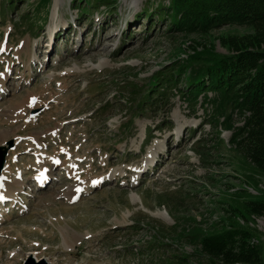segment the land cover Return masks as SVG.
I'll return each mask as SVG.
<instances>
[{"label":"rangeland","instance_id":"rangeland-1","mask_svg":"<svg viewBox=\"0 0 264 264\" xmlns=\"http://www.w3.org/2000/svg\"><path fill=\"white\" fill-rule=\"evenodd\" d=\"M170 3L0 0V145L14 143L0 264L29 251L51 264H206L200 236L230 225L252 231L264 260V217L243 209L264 196V173L229 141L242 113L184 82L158 107L137 106L163 74H190L194 51L226 54L218 36L253 29L170 31L158 17Z\"/></svg>","mask_w":264,"mask_h":264},{"label":"trees","instance_id":"trees-1","mask_svg":"<svg viewBox=\"0 0 264 264\" xmlns=\"http://www.w3.org/2000/svg\"><path fill=\"white\" fill-rule=\"evenodd\" d=\"M159 11L158 17L169 16L170 31L207 33L232 24L249 25L253 30L218 36L226 54H218L211 45L206 50L194 51L189 58L199 62L190 74L186 73V65H181L177 72L163 74L137 106L158 107L169 98L172 88L183 82L189 93L201 89L215 91L221 96L216 109L226 104L224 109L229 106L242 113V124L234 128L230 143L264 173V0H171L169 6H159ZM152 15V11H145L144 17L151 22ZM243 209L249 215L264 217V196L245 200ZM253 237L250 229L230 225L200 236L198 243L206 264H264L261 247L252 241Z\"/></svg>","mask_w":264,"mask_h":264},{"label":"bare ground","instance_id":"bare-ground-1","mask_svg":"<svg viewBox=\"0 0 264 264\" xmlns=\"http://www.w3.org/2000/svg\"><path fill=\"white\" fill-rule=\"evenodd\" d=\"M2 75H5V74H2ZM8 75V74H7ZM6 75V77H7ZM6 77H1L0 78V84H1V89L5 91V89L7 88V79ZM32 102L31 100L29 101V103ZM6 142V138H2L0 137V143L2 144H5ZM48 172V171H47ZM43 173H46L45 171H42L40 176H38L37 178V181L39 180L40 183L43 185L42 187H44L46 184H45V179L48 178L50 175H49V172L46 176H43ZM46 177V178H45ZM3 184V186H6V182H1ZM6 183V184H5ZM47 183V182H46ZM16 185H20L19 187H23L21 182H17L15 183ZM45 184V185H44ZM1 185V184H0ZM14 189V188H13ZM19 190V189H18ZM20 191V190H19ZM8 189L7 188H3L2 186H0V200H4L6 199L8 196ZM10 192V191H9ZM17 189L16 191H14V196H16V193H17ZM78 192V190H74L72 191L70 194H71V198H73V196ZM77 234L76 233H72V232H68L67 230H65V232H63V240H64V243L67 245V246H72L73 243L76 241L77 239Z\"/></svg>","mask_w":264,"mask_h":264},{"label":"water","instance_id":"water-1","mask_svg":"<svg viewBox=\"0 0 264 264\" xmlns=\"http://www.w3.org/2000/svg\"><path fill=\"white\" fill-rule=\"evenodd\" d=\"M14 145L13 141H9L7 145H0V174L5 167L6 157L9 148ZM23 264H51L46 257L38 258L34 251H29L27 253L26 259Z\"/></svg>","mask_w":264,"mask_h":264},{"label":"snow or ice","instance_id":"snow-or-ice-1","mask_svg":"<svg viewBox=\"0 0 264 264\" xmlns=\"http://www.w3.org/2000/svg\"><path fill=\"white\" fill-rule=\"evenodd\" d=\"M57 163H59V161H56ZM74 167V166H73ZM79 190V189H78Z\"/></svg>","mask_w":264,"mask_h":264}]
</instances>
